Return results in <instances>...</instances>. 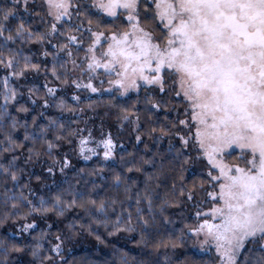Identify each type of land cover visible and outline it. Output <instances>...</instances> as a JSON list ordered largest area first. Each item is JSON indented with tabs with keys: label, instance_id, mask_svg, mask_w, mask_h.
<instances>
[{
	"label": "snow or ice",
	"instance_id": "6c2138e0",
	"mask_svg": "<svg viewBox=\"0 0 264 264\" xmlns=\"http://www.w3.org/2000/svg\"><path fill=\"white\" fill-rule=\"evenodd\" d=\"M33 18L46 22V29L34 31ZM52 37L64 43L52 45L55 51L45 50L43 55L53 57L51 74L62 85L96 93L102 89L96 87L95 80L107 83L109 90L115 88L121 95L134 92L139 96L143 92V103L153 118L159 112L175 113L174 121L166 115L164 126L147 129L149 137L159 132L158 141L169 138V151L179 165L178 181L162 198L158 190H164L161 177L167 175L165 171L147 173L143 191L136 182L117 175V185H125L124 200H97L73 192L71 187L45 197L23 183L24 169L19 168L16 153L26 152L25 163L38 161L42 153L35 148L36 142L44 138L47 152L52 153L60 145L46 139L48 131L52 127L64 130L65 125L49 118L47 126H38L34 117L31 129L28 121L23 122L24 142L17 140L20 120L12 115V109L18 113L30 109L19 103L23 93L12 81L40 72L42 65L33 62L24 46L51 45ZM0 68L7 73L0 77V160H7L6 164L0 162V175L13 186L21 185L17 192L4 182L0 202L8 211L0 215V224L10 223L15 216L21 231L30 232L38 227L36 214L64 217L66 212L80 208L96 224L110 227L109 235L138 233V243L154 251H175L191 241L193 248L214 251L215 259L209 264H264V0H10V5L0 4ZM78 74L85 75L88 82L71 79ZM101 74L104 79H99ZM36 92V87L28 89L30 96ZM57 93L58 87H46L42 100L45 109L50 106L47 97L55 103ZM72 98L81 99L78 95ZM56 107L73 110L63 97ZM123 113V120H134L137 129L142 126L140 115L127 108ZM154 122L159 123L158 119ZM90 137L91 133L80 138L81 154H95V149L87 148ZM135 139L141 141L142 137L136 135ZM26 142H32L33 147L28 148ZM100 143L105 158L115 155L111 133ZM234 152L239 155L233 157ZM6 154H11L10 160ZM157 156L141 157V166L134 164L128 171L135 168L143 172L144 165L154 167ZM198 162H203L204 171L188 180L186 167ZM70 163L67 156L56 158L47 172L54 175L55 165L60 164L63 173ZM133 189L137 191L127 195ZM125 200L135 208L126 209ZM174 202L179 208L190 205L195 209L191 215L196 223L180 229L179 245L171 238L167 243L154 242L156 209L160 223L171 224L165 214ZM68 227L70 235H56L58 243L52 246L54 255L46 258L48 264H68L61 255L64 239L79 235L77 223ZM88 228L91 231L92 225ZM46 235L41 231L39 239ZM42 248V243H36L30 249L32 256L39 257ZM23 251L21 245L12 243L9 247L7 240H0V264H11L9 258ZM120 264L145 262L130 260L124 252ZM163 264H173L172 258L165 255ZM180 264L203 262L192 258Z\"/></svg>",
	"mask_w": 264,
	"mask_h": 264
},
{
	"label": "trees",
	"instance_id": "16d2710c",
	"mask_svg": "<svg viewBox=\"0 0 264 264\" xmlns=\"http://www.w3.org/2000/svg\"><path fill=\"white\" fill-rule=\"evenodd\" d=\"M0 4L6 5L3 2H0ZM22 15L27 14L22 13ZM33 24L34 31L39 32L46 29V26H43L44 24L46 25V22L41 23L33 18ZM51 41V45L30 43L24 46L25 53L32 55L33 62L41 64L42 67L39 73H28L26 78L12 81L23 93L19 98V103L30 109L27 113H18L15 108L12 109V115L20 120L15 138L24 142L25 129L22 127L23 122L25 120L28 121L29 129H31L34 117H37L38 126H47L49 118H52L62 122L65 128L61 131H57L55 127L49 129L46 139L60 145L59 148L54 149L50 154L44 145V138L36 142L35 148L42 153L38 161L33 159L31 162L25 163L26 152L18 151L16 153L19 156L17 164L19 168L24 169L23 183H28L30 187L38 191L39 195L45 197L71 187L73 192H82L97 200L110 197L124 200L126 196L125 185H117L115 179L117 175H120L128 182H136L139 186L138 190L143 191L147 173L165 171L167 175L161 177L164 190H158V195L162 198L165 191H170V185L174 181H178L179 165L173 158V153L169 151V144L164 143L163 140H157L159 132L149 137L147 129L149 127L158 128L164 126L166 124L165 116L168 114L159 112L153 118L147 112L143 103V92L139 96L132 94L125 98L116 95L82 98L79 107L75 106L76 112L56 107L59 97L66 98L69 96L67 105L71 103L70 94H73L74 90L72 89L74 86L62 85L60 81H56L52 76L53 57L51 55L47 57L43 55L45 50L49 53L55 51L52 45L59 42L58 40L55 42V37H52ZM57 68L59 69V65H57ZM6 74L3 68H0V77ZM32 87L38 88V92L30 96L28 89ZM46 87H58L55 103H52V97H47L50 100V106L47 109L42 105V100L47 95ZM138 99L139 103H137ZM32 100H35L36 103L33 104ZM89 104L92 105L91 108L88 107ZM124 108L140 115L142 126L139 129L136 128L134 120L125 121L122 119ZM80 109H86L87 111L79 113ZM41 113L42 115H40ZM173 117H168V119L174 121L175 118ZM180 118L184 117L181 116ZM155 119H158L159 123L154 122ZM35 131L39 133V127ZM74 132H79V134L69 136V133ZM89 133H91V137L87 147L95 149V154L90 151L92 153L91 158L85 160V158L77 156L78 141H80L81 137H89ZM108 133H111L113 140L116 142V147L114 149L115 155L105 158L103 156L105 149L100 142L107 138ZM57 135L62 137L60 141H56L55 137ZM136 135H141V141L135 139ZM0 143H3L2 137H0ZM172 143L176 147L178 146L177 142L172 141ZM26 144L28 148L33 147L32 142H26ZM85 154H87V151L82 155ZM154 154H158L154 167L152 165H144L143 172L136 171L135 168L132 172L128 171V168H132L134 164L136 167L141 166L139 163L141 157L151 158ZM6 155H8L10 160L11 154ZM64 156H67V159L71 161L70 165L61 173L59 171L61 165L56 164L54 175H50L47 172V168L53 167V162L56 158L63 159ZM0 162L6 164L7 160H0ZM194 168L195 166L186 167L185 176L188 180L199 177L202 173L201 171H195ZM173 169L176 171L174 172ZM38 176L41 177L39 181L36 179ZM5 181H7L9 188H14L15 191L19 192L20 184L13 186L7 177L0 175V193L5 190L3 186ZM93 186H96L95 191H93ZM135 191L137 189H133L127 195H133ZM29 198L33 199L34 203L36 202L34 197ZM158 203L159 201H157ZM143 206L141 204V207ZM124 207L126 209L129 207L134 209L135 204L129 205L127 200H125ZM6 211L8 209H5L3 203L0 202V215H3ZM156 211L158 223L156 230L152 233L154 242L163 241L167 243L171 238L172 241L179 245L180 229L184 228L186 224H193L194 220L192 219L196 218L191 213L195 209L190 205H185L182 209L177 207L174 202L173 206L165 214L173 221L171 224L160 223L158 208ZM35 218L37 219L38 227L30 232L21 231L20 224L15 216L11 218L10 223L0 224V240H7L9 247H11L12 243L24 247L23 252L14 253L9 258L11 264H41V260L48 264L46 258L49 255H54L52 246L58 243L55 239L56 235H61L62 238L70 235L68 226L74 222L77 223L79 235H73L71 240L64 239V244L62 245L63 251L61 255L65 257L68 264H120V256L124 252L129 254L130 260L135 258L144 261L145 264H163L165 255L172 258L173 264H180L181 261L185 259L191 260L192 258L203 262V264H209L215 259L214 254L198 253L191 246V241H188L183 248L177 247L175 251L171 248H162L159 251H154L151 246L144 247L138 243L140 239L138 233L120 232L109 235V232L112 231L110 227L96 224L93 218L80 208L66 212L64 217L48 213L44 217L36 214ZM24 222L27 223L30 220ZM49 224L52 225L51 228L48 227ZM81 225L83 227H80ZM88 225H92L91 231H89ZM41 231L47 233L43 240L39 239ZM97 236L100 239H97ZM36 243L43 244L39 257H33L30 250Z\"/></svg>",
	"mask_w": 264,
	"mask_h": 264
},
{
	"label": "rangeland",
	"instance_id": "374dc122",
	"mask_svg": "<svg viewBox=\"0 0 264 264\" xmlns=\"http://www.w3.org/2000/svg\"><path fill=\"white\" fill-rule=\"evenodd\" d=\"M0 2H3V3H5L6 5H10V0H0ZM39 21V20H38ZM43 26H46L45 24L43 25ZM58 40V42L59 43H64V41L62 40V39H60V38H58V37H55V42ZM61 56H64V53L62 52L61 53ZM80 79V81L82 82V83H87L88 82V80H87V77L85 76V75H83V74H78L77 76H73L71 79ZM99 79H104V76H103V74H101V76L99 77ZM94 83H95V85H96V87L97 88H100V89H102L100 92H96V93H93V92H91V90L90 89H81V90H77L75 87H73V89L72 90H74L73 91V94L71 93L70 94V104L68 105V107L70 108V109H73L72 110V112H76V110H75V106H78L79 107V105L81 104V100H82V98L83 99H86V98H88V97H96V96H98V97H100V96H103V95H116V96H118V97H121V98H125V97H128V96H130V95H132V94H136V93H134V92H130L128 95H121V93H120V91H118L117 89H115V88H112L111 90H109V88H110V86L107 84V83H104V84H100V83H98L97 81H93ZM76 95H78V96H80L81 97V99L79 100V101H75L72 97L73 96H76ZM60 98V97H59ZM65 101H66V103L67 102H69L68 100H69V96L68 97H66V98H63ZM59 100V99H58ZM59 103V102H58ZM87 110L86 109H83V112L85 113ZM81 111H79V113H80ZM173 115H175V113H172ZM172 114H170V115H167L168 117H173V115ZM173 118H176V117H173ZM173 142H176V140L175 139H173L172 140ZM163 142L164 143H168L169 144V138L167 137V139H163ZM78 143H79V141H78ZM177 147H179V145L177 146ZM88 148V147H87ZM88 149H90V148H88ZM77 156H79V157H81V158H85L86 156H89V157H91L92 156V153L90 152V151H87V154H85V155H82L81 153H80V143H79V146H78V149H77ZM81 155V156H80ZM239 155V153L238 152H234L233 153V157H236V156H238ZM83 156V157H82ZM104 156V155H103ZM231 159V158H230ZM86 160V159H85ZM191 166H195V171L197 170V172H199V171H201V172H203L204 171V167H203V162H198V163H196L195 165H191ZM191 172V171H190ZM192 220H194L193 221V224L194 223H196V219H192ZM195 250L198 252V253H209V254H214L215 255V253H214V251H208V250H206V249H197V248H195Z\"/></svg>",
	"mask_w": 264,
	"mask_h": 264
}]
</instances>
